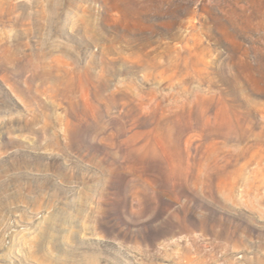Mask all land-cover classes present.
<instances>
[{
	"label": "rangeland",
	"instance_id": "obj_1",
	"mask_svg": "<svg viewBox=\"0 0 264 264\" xmlns=\"http://www.w3.org/2000/svg\"><path fill=\"white\" fill-rule=\"evenodd\" d=\"M0 264H264V0H0Z\"/></svg>",
	"mask_w": 264,
	"mask_h": 264
}]
</instances>
